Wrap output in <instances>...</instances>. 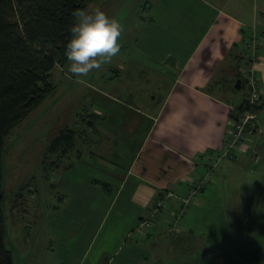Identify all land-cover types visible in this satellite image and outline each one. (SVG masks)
<instances>
[{
	"label": "crops",
	"instance_id": "0c3cea01",
	"mask_svg": "<svg viewBox=\"0 0 264 264\" xmlns=\"http://www.w3.org/2000/svg\"><path fill=\"white\" fill-rule=\"evenodd\" d=\"M147 11L153 16L137 31L135 47L129 54L141 53L148 63L158 64L161 68L153 67L161 76L156 80L146 77L142 82L137 81L138 93L118 111L110 108L113 103L119 104L116 96L103 86L91 87L89 100L103 102L100 112H96L102 117L97 143L110 155L102 158L90 150L89 159L77 160L81 155L63 169L68 175L83 163L95 177L89 178L90 188L86 194L82 178L72 182L71 193H63L64 200L71 196L75 201L72 204L69 200L65 208V212L74 210L62 221L60 242L53 249V254L62 258L61 264H150V261L151 264H228V257L234 256L239 248L237 234L232 232L231 240L215 235L219 229L212 224L211 214L216 211L213 208L222 210L219 220H223L227 228L233 224L240 229L245 222L264 224L261 201L264 188L260 184L264 178V0H157ZM125 60L130 61V58ZM234 61L237 63L232 64ZM239 61L244 62L243 69ZM222 63L232 78L227 87L232 93L236 91L234 84L238 79L243 83L241 88L247 87L244 86L247 72L253 71L258 77L261 109L256 111L257 131L243 142L233 158L219 159L215 163V166L219 164V170L213 177L217 176L215 182L220 183L219 189L207 190L212 179L209 186L196 195L177 224L176 234L168 235L166 228L174 206L161 210L154 226L145 234L138 229V224L152 213V204L160 191L169 187V181L175 186L181 184L177 189H186L190 178L201 176L209 164L214 163L216 159L211 155L224 148L231 129L230 116L237 114L238 104L245 94L235 103L228 98L223 102L221 94L209 96L205 91L215 69ZM108 70L112 72L113 69L109 67ZM115 80L117 77L109 76L106 81L115 83ZM151 82L157 85L156 94H142V89L151 86ZM191 84L201 87V94L196 97L199 102L202 97H215L216 103L226 111L220 134L222 140L212 146L202 141L201 134L183 137L171 147H162L168 142L156 133L152 138L158 130V117L155 116H160L161 112L173 113L174 109L166 101L177 89V105L181 100L189 102L182 92H187L185 86L192 89ZM209 93L212 94L213 89H209ZM190 133L186 134L190 136ZM257 141L263 153L254 161L252 156ZM246 160L249 164L252 162L251 172L244 167ZM240 172H244L242 176ZM157 174L164 178L161 180ZM96 179L106 183L107 190L94 184L98 182ZM252 182L255 188L248 190ZM95 195L107 198L108 205L78 206L83 205L81 198ZM216 196L217 202L214 201ZM208 211L210 215L206 213L204 218V212ZM232 213L236 214L235 218ZM254 243L264 248V243L252 241L250 244ZM165 247H170L171 252H164Z\"/></svg>",
	"mask_w": 264,
	"mask_h": 264
},
{
	"label": "rangeland",
	"instance_id": "374dc122",
	"mask_svg": "<svg viewBox=\"0 0 264 264\" xmlns=\"http://www.w3.org/2000/svg\"><path fill=\"white\" fill-rule=\"evenodd\" d=\"M156 1L93 0L84 10L85 12L92 13L99 8L110 18H116L123 25V33L119 41L120 53L112 59L110 64L102 66L99 70H93L86 77L74 76L68 70L69 61L62 66L56 65L51 71V81L55 85V93L42 101L7 137L3 156L2 190L4 205L2 212L5 223V245L11 251L15 264L62 263V258L53 254V249L60 242L62 221L67 214H71L74 210L70 209L71 212L69 210L65 212V208L69 200H72V204L75 201L71 196H67L64 200L63 193H71L73 191L71 188L72 182L77 178H82L81 185L86 194V190L90 188L89 178L95 177L92 171L84 168L83 163H79L75 171L68 175H65L63 169L64 167L67 168L66 165L71 161L75 163L74 160L81 155L82 157L77 160H84V157L89 159L88 152L90 150L95 151V154L102 158H108L110 155L108 150L102 149V144L97 143L100 139L98 134L102 117L96 112H100L103 102L89 100L91 87L94 85L103 86L116 96L119 104L113 103L110 108L118 111L122 108V104L130 103V100L138 93L135 88L137 81L142 82L143 78L146 77L151 80L160 78L161 75L155 68L159 67L158 64L148 63L149 60L141 53L129 54V51L135 47L134 38L136 34L138 35L137 31L140 30V27L146 25L145 21L153 16L147 10ZM122 57L130 58V61ZM143 60L146 61L143 62ZM119 63H122L123 66ZM236 63L237 61H234L232 64ZM238 64L243 69L244 62L239 61ZM109 67L113 69L112 72L108 70ZM224 67L225 63H222L215 69L214 75L210 78L211 82L208 87H205V91L209 96L221 94L224 97L221 99L222 101L228 98L227 100L234 99L235 103H238L243 94H245L244 99H247V87L236 89L233 93L227 88L230 85L229 83L232 82V78L227 74ZM132 68H134V71ZM163 72L166 73V70H163ZM247 74L248 72L244 74V86L247 83ZM109 76L117 77L115 83L106 81ZM78 80L82 82H77ZM191 87L192 89H189L185 86L187 92H182L183 98L188 99L189 102L181 100V104L177 105L176 99L179 98L176 96L177 89L170 94L169 99L166 101L169 103V107L174 109L173 113L161 112L160 116H155L158 117V130H155L152 138L156 133L165 142H168L167 145H162V147H171L175 141L180 142L183 137H197L201 134V137H204L202 141L213 144L212 146L222 140L220 134L227 117L226 111L216 103L217 98L215 97H202L199 102L196 97L200 96L201 87L197 84H191ZM178 88H181V85ZM157 89V85L151 82V86L142 89V94H156ZM209 89H213L212 94L209 93ZM186 94H191V96L189 97ZM206 111L209 114H205ZM97 128L99 131L96 130ZM190 131V136H188L186 133ZM195 131H199V133ZM65 133L74 135L73 148L70 150L59 149L55 153H50L48 147L51 142L58 136H64ZM262 137L264 136L262 135ZM255 144L260 148L262 146L258 141ZM238 151H233V153L236 154ZM262 153L261 148L259 159ZM218 165L213 175L219 170ZM244 167L250 171L252 162L249 164L246 160ZM244 172H240L239 175L242 176ZM157 177L161 180L164 178L160 174H157ZM216 179L217 176L216 178L213 177L207 190H211L213 187L219 189L220 183L215 182ZM252 180L258 183L255 178ZM97 181L94 184L107 190L106 183L101 180ZM182 183L186 185L184 181ZM253 183L248 190L255 188ZM260 184L264 188V178ZM168 185L169 187H165L166 189L163 190L164 192H171L173 196L172 198L168 197V199H171H167L164 210H168L173 206L177 207L179 199L186 195L189 188L187 184L186 189H177V186L180 187L181 184L175 186L172 181H169ZM217 199L218 196L215 197L214 201L217 202ZM80 200L83 205L78 206L82 207H104L108 205L107 198H99L96 195ZM261 201L264 205V199ZM213 209H216V211L211 214V217L214 218L212 224L219 229V232H215V235L219 234L223 240L225 238L231 240L235 231L237 234L236 241L239 248H237L238 251L234 256L228 257L230 258L228 264H264V248L259 244H250L252 241L264 243V238H260L262 234L264 235V224L254 223L252 225L245 222L242 223L240 229H237L233 224L229 225L230 228H227L228 226L223 225V220H219L222 210L220 211V208ZM211 211L204 212L203 217L206 218V213L210 215ZM175 213L176 209L174 208L169 222L173 220ZM232 216L235 218L236 214L232 213ZM196 217L198 221L199 214ZM227 217H229L228 213ZM69 223L71 222L69 221ZM73 225L77 228L76 223ZM140 231L145 232V234L147 232L146 230ZM156 248L158 246H154V249ZM171 250L170 247H165L163 251L170 253ZM151 263L152 261H150Z\"/></svg>",
	"mask_w": 264,
	"mask_h": 264
},
{
	"label": "trees",
	"instance_id": "16d2710c",
	"mask_svg": "<svg viewBox=\"0 0 264 264\" xmlns=\"http://www.w3.org/2000/svg\"><path fill=\"white\" fill-rule=\"evenodd\" d=\"M92 2L93 0H0V264H15L11 251L5 245L2 212L6 139L42 101L55 93L51 71L56 65L62 66L68 61L66 46L72 35L70 27L75 22L73 14L78 10L84 11ZM240 84L243 85L242 82ZM243 103L246 104L247 99L242 101L237 113ZM259 107L255 106L252 110L256 112ZM236 115L235 113L230 118L233 119ZM73 136L72 133H65L64 136L56 137L48 151L55 153L59 149H72ZM223 149L211 155L216 160L207 167H211L212 171L208 185L216 170L215 163L219 159L233 158L235 154L230 153L221 158ZM260 154L261 148L259 156ZM163 193L166 192L161 191L156 200L163 197Z\"/></svg>",
	"mask_w": 264,
	"mask_h": 264
},
{
	"label": "clouds",
	"instance_id": "9594fccd",
	"mask_svg": "<svg viewBox=\"0 0 264 264\" xmlns=\"http://www.w3.org/2000/svg\"><path fill=\"white\" fill-rule=\"evenodd\" d=\"M73 15L75 22L70 27L72 35L66 46L68 70L76 77H86L110 64L120 53L123 25L99 8L92 13L78 10Z\"/></svg>",
	"mask_w": 264,
	"mask_h": 264
},
{
	"label": "built area",
	"instance_id": "2783aa9c",
	"mask_svg": "<svg viewBox=\"0 0 264 264\" xmlns=\"http://www.w3.org/2000/svg\"><path fill=\"white\" fill-rule=\"evenodd\" d=\"M246 86L248 89L247 103H243L244 105L242 104L243 106L241 110L238 111L235 118L230 120L231 129L224 143L223 154L220 155L221 158L227 154L233 153V151L238 150L243 142L257 131L256 112L253 111L252 108L255 106H260L259 108L261 109V101L259 79L253 71H250L247 74ZM248 105L249 107H247ZM259 149V146H256L254 149L253 156L255 161H257L259 158ZM203 174L204 175H202L201 178L199 177L189 179V188L186 192V195L179 199L180 201L177 204V207L174 206L176 213L173 217V220L167 223L166 228L168 235L176 234V225L179 223L181 217L192 205L194 198L200 193L201 189L208 185L209 179L212 177L211 167ZM172 196L173 194L171 192H166L163 197L156 200L153 203L152 213L139 222L138 229L148 231L151 227H153L154 223L156 222L157 214L166 207L165 203L168 197L172 198Z\"/></svg>",
	"mask_w": 264,
	"mask_h": 264
},
{
	"label": "water",
	"instance_id": "95a60500",
	"mask_svg": "<svg viewBox=\"0 0 264 264\" xmlns=\"http://www.w3.org/2000/svg\"><path fill=\"white\" fill-rule=\"evenodd\" d=\"M241 80L240 79H238V80H236V82H235V84H234V87L236 88V89H240L241 88Z\"/></svg>",
	"mask_w": 264,
	"mask_h": 264
}]
</instances>
